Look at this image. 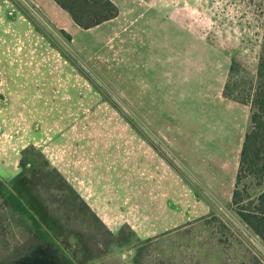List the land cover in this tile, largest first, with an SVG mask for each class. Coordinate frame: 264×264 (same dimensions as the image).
<instances>
[{
	"label": "rangeland",
	"instance_id": "obj_1",
	"mask_svg": "<svg viewBox=\"0 0 264 264\" xmlns=\"http://www.w3.org/2000/svg\"><path fill=\"white\" fill-rule=\"evenodd\" d=\"M114 1L83 28L55 0H0V173L45 156L80 264H264L233 203L250 105L223 93L233 58L239 88L256 74L264 0ZM0 264L75 263L3 208Z\"/></svg>",
	"mask_w": 264,
	"mask_h": 264
},
{
	"label": "trees",
	"instance_id": "obj_2",
	"mask_svg": "<svg viewBox=\"0 0 264 264\" xmlns=\"http://www.w3.org/2000/svg\"><path fill=\"white\" fill-rule=\"evenodd\" d=\"M55 1L83 28L113 19L120 11L114 0ZM262 45L263 54L255 76L247 80L248 88L241 89L237 81L232 82L234 73L240 70L239 59L233 58L223 93L250 105V124L240 154L233 203L239 215L264 240V40ZM32 149L35 148L30 146L23 150L22 169L11 180L0 173V209L10 208L25 217L37 240L60 246L75 264H80L75 253L66 246L70 245L68 225L58 215L51 214L43 194L44 189L61 187L59 174L41 152L37 154ZM245 179L250 182H244ZM251 188L258 191L252 192Z\"/></svg>",
	"mask_w": 264,
	"mask_h": 264
},
{
	"label": "flooded vegetation",
	"instance_id": "obj_3",
	"mask_svg": "<svg viewBox=\"0 0 264 264\" xmlns=\"http://www.w3.org/2000/svg\"><path fill=\"white\" fill-rule=\"evenodd\" d=\"M13 177H14V176H13ZM13 177H12V178H13ZM12 178H11V179H12ZM11 179H10V180H11ZM46 202H47V200H46ZM46 204L48 205V203H46ZM48 206H49V205H48ZM50 213H51V212H50ZM51 214H53V215H54V213H53V212H52ZM55 215H56V214H55ZM63 223H64V222H63ZM67 227H68V226H67Z\"/></svg>",
	"mask_w": 264,
	"mask_h": 264
},
{
	"label": "crops",
	"instance_id": "obj_4",
	"mask_svg": "<svg viewBox=\"0 0 264 264\" xmlns=\"http://www.w3.org/2000/svg\"><path fill=\"white\" fill-rule=\"evenodd\" d=\"M67 11V10H66Z\"/></svg>",
	"mask_w": 264,
	"mask_h": 264
}]
</instances>
